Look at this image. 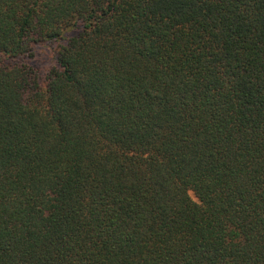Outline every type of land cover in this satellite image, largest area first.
<instances>
[{"label": "trees", "instance_id": "trees-1", "mask_svg": "<svg viewBox=\"0 0 264 264\" xmlns=\"http://www.w3.org/2000/svg\"><path fill=\"white\" fill-rule=\"evenodd\" d=\"M0 264H264V0H0Z\"/></svg>", "mask_w": 264, "mask_h": 264}, {"label": "rangeland", "instance_id": "rangeland-1", "mask_svg": "<svg viewBox=\"0 0 264 264\" xmlns=\"http://www.w3.org/2000/svg\"><path fill=\"white\" fill-rule=\"evenodd\" d=\"M35 62L42 67H46L48 65L50 66L52 64L50 52H48L46 49H40L35 58Z\"/></svg>", "mask_w": 264, "mask_h": 264}]
</instances>
